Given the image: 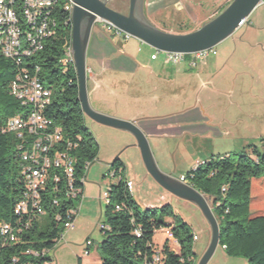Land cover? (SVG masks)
Returning a JSON list of instances; mask_svg holds the SVG:
<instances>
[{
	"label": "rangeland",
	"instance_id": "obj_1",
	"mask_svg": "<svg viewBox=\"0 0 264 264\" xmlns=\"http://www.w3.org/2000/svg\"><path fill=\"white\" fill-rule=\"evenodd\" d=\"M231 0H146L147 19L157 29L173 34L199 30L221 13ZM110 7L128 14L130 0H113ZM220 12V13H219ZM250 25L238 28L218 44L214 53L198 60V67L184 71L188 62L163 66L165 54L139 39L113 37L104 23L95 24L90 44L100 37L114 45V77L117 86L91 95L90 105L102 108L110 103L115 116L130 117L148 110L149 115H173L171 130H162L156 141L149 140L160 171L180 179L197 164L213 156L239 154L249 146L263 149L264 137V3L249 17ZM92 42V43H91ZM152 54L158 61H152ZM92 88V83H89ZM198 105V107H196ZM198 109L186 114L190 109ZM155 109V110H154ZM118 118V117H115ZM85 126L99 145L97 161L91 166L84 186V200L76 227L52 252L58 264H101L98 248L105 240L99 229L107 222V204L101 197L118 178L110 176L112 164L119 158L125 166V178L135 187L133 200L142 211L170 206L174 215L197 233V262L211 242V228L202 211L194 204L164 189L148 172L136 138L129 132L101 125L85 115ZM161 131V130H160ZM172 133V134H171ZM112 175V174H111ZM160 218L172 223V217ZM168 228L155 235L156 247L162 250ZM94 248L85 254L86 241ZM208 264H247L244 258H231L219 246Z\"/></svg>",
	"mask_w": 264,
	"mask_h": 264
},
{
	"label": "trees",
	"instance_id": "obj_2",
	"mask_svg": "<svg viewBox=\"0 0 264 264\" xmlns=\"http://www.w3.org/2000/svg\"><path fill=\"white\" fill-rule=\"evenodd\" d=\"M66 17L67 14L62 16L56 36L31 60L32 66L40 67V78L52 91L46 116L62 129L67 139L82 138L74 153L79 159L77 176L80 177L87 163L97 161L99 145L85 126L76 69L71 64L62 65L64 46L72 38V23L63 22ZM16 72L14 62L0 55V128L23 112L9 89ZM261 143L263 149L249 146V151L245 149L239 154L213 156L185 175L187 183L206 196L213 209L220 225V246L229 257L244 258L247 264H264V137ZM111 166L119 182L109 187L105 213L109 229L103 232L105 240L98 248L101 264H151L157 251L163 256L162 264H196L194 230L190 225L175 216L170 206L161 211H142L127 189L124 164L117 158ZM23 190L16 138L12 133L0 132V222L14 221V208ZM53 194L49 190L48 198L55 197ZM116 206L122 209L117 211ZM64 208L50 209L46 218L34 223L30 234L23 238L24 244L0 249L1 264H11V257L24 249L55 250L63 226L55 222L54 214ZM160 212L163 217H172V223H165ZM164 227L173 234L179 252L171 249L169 240L162 250L156 247L155 235ZM136 229L141 230V237L136 236Z\"/></svg>",
	"mask_w": 264,
	"mask_h": 264
},
{
	"label": "built area",
	"instance_id": "obj_3",
	"mask_svg": "<svg viewBox=\"0 0 264 264\" xmlns=\"http://www.w3.org/2000/svg\"><path fill=\"white\" fill-rule=\"evenodd\" d=\"M74 5V0H0V55L17 66L16 76L9 89L23 107V112L9 119L6 126L0 128V132L12 133L16 138L24 184L23 193L14 208V221L0 222L1 250L24 244L23 238L30 234L34 223L46 218L50 209L63 206L65 208L62 212L54 214L55 222L62 223L63 226V232L56 241L57 247L65 239L67 232L75 229L83 208L84 186L90 168L96 161L87 163L84 175L77 176L79 159L74 153L79 149L82 138L78 136L77 139H67L62 129L46 116L52 102V91L40 78V67L37 64L32 66L31 60L43 51L49 39L56 36L62 16L67 14L69 17L64 18V25L72 23ZM101 22L113 37L130 39V35L111 23H98ZM248 24L249 18H246L239 28ZM64 50L62 65L67 67L71 64L75 67L72 38L70 43L65 44ZM210 53L216 54L214 49L193 55L164 54L166 62L173 65H178L190 57L191 68H196L197 61ZM157 58L158 55H152V60ZM115 174L113 171L110 176L115 178ZM180 180L187 183L186 176H182ZM134 187V183L127 181L130 194ZM49 190L53 191L55 197L48 198ZM101 200L109 203V190ZM121 209V206H116L117 211ZM99 229L103 233L109 227L102 223ZM135 234L141 237V230L136 229ZM167 235L174 239L171 231H167ZM198 241L199 237L194 231V245ZM93 246V241L88 239L86 255L91 254ZM53 251L24 249L19 255L11 257V264H56L52 258ZM1 261L0 254V264ZM162 263L163 256L157 251L151 264Z\"/></svg>",
	"mask_w": 264,
	"mask_h": 264
},
{
	"label": "water",
	"instance_id": "obj_4",
	"mask_svg": "<svg viewBox=\"0 0 264 264\" xmlns=\"http://www.w3.org/2000/svg\"><path fill=\"white\" fill-rule=\"evenodd\" d=\"M145 2L146 0H130L129 13L126 15L112 9L106 0H74L72 47L78 78L79 101L84 115L95 122L131 133L137 140L148 172L157 183L171 194L196 205L202 211L211 228V242L198 264H208L220 246L221 231L206 196L188 183L160 171L147 136L135 123L107 116L91 107L87 65L91 34L95 24L106 21L160 52L193 55L213 50L232 36L240 23L249 18L264 0H233L202 28L187 34L167 33L154 27L146 17Z\"/></svg>",
	"mask_w": 264,
	"mask_h": 264
},
{
	"label": "crops",
	"instance_id": "obj_5",
	"mask_svg": "<svg viewBox=\"0 0 264 264\" xmlns=\"http://www.w3.org/2000/svg\"><path fill=\"white\" fill-rule=\"evenodd\" d=\"M230 2H232V0ZM230 2H228L227 4H224L221 7V10L225 6L227 7V5ZM251 23H252L251 20H249L248 25H250ZM113 48H114L113 42L109 38H106V37L97 38L93 42V44H91L89 47L88 61H87L88 71H89V80H88L89 98L91 97V95L99 96L102 92L111 90L117 86L116 83H110L114 77L113 74L115 71L114 66H113L114 65L113 64V60H114ZM151 60H152V56H151ZM158 60L159 58H157L156 60H152V61H158ZM185 61L188 62V67L185 68L184 71L194 69V68H191L190 66V61H191L190 57H187ZM162 62H163V66L170 65L169 63L166 62L165 58L162 60ZM197 67H198V61H197ZM89 83H92L91 89L89 88ZM102 106H103L102 108H94V110L97 112L103 113L107 116H110V117H114V118L118 117L117 119L135 123L145 133V135L148 138V141L149 140L152 141L151 139H154L156 141L157 139V142H158V139H160V137L164 135L168 136L170 134V133L162 134L161 133L162 130L167 129V131H169L172 129V127H174L173 126L174 124L172 121L174 116L171 114L162 115V116H154V115H149L148 110L151 111L150 109H145V110H142V112L140 111V113L142 114L141 118L138 115H132L130 117H120V116H115V114L110 112V108H109L111 106L110 103L108 104L103 103ZM196 107H198V105ZM197 110H198L197 108L194 110L190 109V111H187L186 114H189V112L191 111L194 112ZM182 176H185V175H182ZM126 181L132 182L129 179H126ZM168 240H169V246L171 247V249L174 250L175 252H179L180 251L179 244L174 239L168 238ZM93 248L94 246L92 247V249ZM195 253L197 257L196 245H195ZM81 261L82 260L80 259L78 260L79 264H82Z\"/></svg>",
	"mask_w": 264,
	"mask_h": 264
},
{
	"label": "flooded vegetation",
	"instance_id": "obj_6",
	"mask_svg": "<svg viewBox=\"0 0 264 264\" xmlns=\"http://www.w3.org/2000/svg\"><path fill=\"white\" fill-rule=\"evenodd\" d=\"M108 2V5L110 6L113 0H106Z\"/></svg>",
	"mask_w": 264,
	"mask_h": 264
}]
</instances>
